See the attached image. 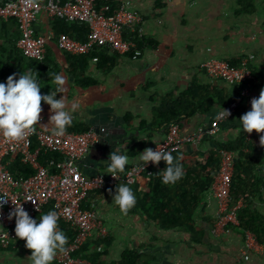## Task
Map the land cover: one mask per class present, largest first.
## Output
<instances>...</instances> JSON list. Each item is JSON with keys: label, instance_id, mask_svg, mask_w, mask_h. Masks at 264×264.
<instances>
[{"label": "crops", "instance_id": "1", "mask_svg": "<svg viewBox=\"0 0 264 264\" xmlns=\"http://www.w3.org/2000/svg\"><path fill=\"white\" fill-rule=\"evenodd\" d=\"M131 1L142 14L141 28L144 36L161 42L167 48L156 51L143 50L141 57L136 60L118 55L116 65L106 72L97 68V62L91 61L89 75L105 86V92L100 98L93 97L88 90L81 92L77 88L65 92L64 98L68 104L73 101L80 103V108L74 113V119L100 135V141L92 144L86 156L79 161L81 171L87 176L107 171V161L112 151L129 156L127 168L139 161V153L145 148L161 141L164 132H154L150 126L141 128L140 120L144 119L149 124L152 109L158 105L160 99L171 91H183L193 77H198L202 83H211L219 89L223 88L231 95H237L240 85H228L220 79L207 77L201 68L206 59L214 57L230 60L250 53L255 56L251 62L252 70L264 68L263 0H255V13L237 18L240 21L234 26L232 18L226 23L218 24L220 28L233 31H222L217 38H212L211 46L206 48L205 31L201 29L203 25L193 23L194 18L199 16V9L190 10L195 8L192 5L196 0H161L166 1L162 6L156 4L157 0L149 3L143 0ZM205 2L229 5L230 9L234 5L233 12L235 10V0ZM50 19L55 18H50L42 12L34 27L44 29ZM14 30L17 28H13ZM9 31V27L7 30L0 27L1 35H7ZM236 104L234 113L220 124V129L214 137L217 141L235 139L242 132L239 119L251 107L245 105L241 98ZM216 111L182 120L179 123L182 132L196 131L207 124ZM212 139L206 138L198 145L188 144L183 147L205 152L215 147ZM134 186L129 187L135 194L136 204L127 212L121 211L112 203L116 188L92 191L88 195L86 204H95L111 244L108 255L101 258V261L115 262L122 252L136 250L144 259L150 261L149 264H264L262 244L259 251L249 255L248 260L242 258L243 231L238 227H232L229 232L218 236L212 233L216 206L210 192L194 214L195 232L191 234L178 229H162L155 225L139 208V197L134 191ZM110 190L112 195L109 194ZM251 201L264 212V189ZM17 246H23L29 256L31 250L25 247V241L16 237L10 245L12 250L0 251V259L2 256L12 258V253L18 249ZM22 260L24 264H30L26 256ZM52 264H56L55 260Z\"/></svg>", "mask_w": 264, "mask_h": 264}, {"label": "built area", "instance_id": "2", "mask_svg": "<svg viewBox=\"0 0 264 264\" xmlns=\"http://www.w3.org/2000/svg\"><path fill=\"white\" fill-rule=\"evenodd\" d=\"M96 0H74L60 3L57 0H47L44 4L36 0H0V19H14L20 33L18 47L23 55L42 61L46 54L47 43L55 38L57 48L72 55L89 54L107 49L120 56L132 60L141 57L143 50L137 47V40L144 37L141 21L142 14L135 8L131 0H118L119 7L112 16H103L95 9ZM44 12L50 18L64 22L85 24L89 29V40L81 42L65 33L55 35L49 30L39 36L35 35L34 23ZM254 54H246L238 66L230 65L227 60L214 57L206 59L201 68L213 79H220L228 85H240V98L245 105L251 107V100L258 98L252 90L255 81L251 62ZM97 57L92 62H97ZM238 101L230 103L225 109L230 117ZM227 117V118H228ZM220 116L219 110L214 117L196 131L183 133L179 123H171L161 141L150 148L173 153L185 145H198L206 138L216 137L220 124L227 119ZM101 131H103L101 129ZM264 132L245 133L247 141L258 142ZM33 136L37 144L33 146ZM100 141L99 132L89 129L85 132H67L64 136L56 137L43 130L27 133L20 141H9L0 135V194L6 195L8 200L0 209V246L7 248L16 238L15 218L9 219V213L14 204L21 203L29 215L35 219L42 213L46 205H51L52 211L58 215V223L64 222L76 232L74 241L55 256L56 264H89L88 261L77 258L74 253L87 239L98 240L106 236V228L99 218L94 203L83 208V202L92 191H105L116 188L120 184L134 185L139 177L157 164L148 162H134L123 173L115 177L105 172L91 176L85 175L79 166V161L86 156L92 144ZM40 150L55 151L62 156L53 171L54 163L46 167L40 163L37 155ZM237 152L220 150L219 169L210 183L209 191L214 199L216 214L212 233L216 236L225 234L232 227H238L237 211L243 205L238 200L231 206V185L234 174ZM19 158L24 165H29L34 174L15 176L11 172L14 160ZM14 203V204H13ZM260 243L251 231H243V245L241 256L249 259L252 252L259 251ZM101 251V248H98ZM105 263V264H110Z\"/></svg>", "mask_w": 264, "mask_h": 264}, {"label": "trees", "instance_id": "3", "mask_svg": "<svg viewBox=\"0 0 264 264\" xmlns=\"http://www.w3.org/2000/svg\"><path fill=\"white\" fill-rule=\"evenodd\" d=\"M45 3L47 0H36ZM60 3L74 0H57ZM166 3L157 0V5L162 6ZM264 3V0H263ZM119 7L118 0H96L95 9L103 16L114 15ZM255 0H235V16L252 15L255 13ZM0 27H5L9 32L0 34V82L13 74L18 75L26 70H31L37 75L41 84V94H48L56 90L54 77L59 74L64 77L65 84L63 91L57 93V98L64 97L66 91L77 90L89 91L93 97L100 98L105 92L104 84L88 73V68L93 57H97V68L104 72L109 71L116 65L118 55H111V51L102 49L98 52L89 54L72 55L57 48L55 38L51 39L46 45V54L42 61L28 58L23 55L17 43L20 33L13 28H17L16 21L13 19L1 20ZM49 30L55 35L65 33L66 35L81 42L89 40V29L83 23H69L59 19L48 20V26L44 29L34 27L35 35L39 36ZM137 47L141 50L156 51L166 49V45L151 38L143 37L137 40ZM243 57L227 60L230 65L238 66ZM252 68V67H251ZM255 81L252 82V90L259 97L260 91L264 88V68L253 69ZM72 79V80H71ZM72 83H70L71 81ZM72 84V85H71ZM241 89V86H240ZM240 89L237 95L225 89H219L211 83H202L198 77H193L188 87L181 92L171 91L160 99L158 105L153 107L151 122L140 120V127L150 126L154 132L162 131L164 134L171 123H180L182 120L191 118L194 115L209 114L212 110L224 109L240 98ZM69 93V92H68ZM41 118L34 126L33 134L38 130L49 132L41 124H46L50 115V106L41 101ZM89 128L73 118L72 125L67 132H85ZM50 133V132H49ZM246 131H242L232 140L214 141V146L205 152L198 149H186L184 147L171 153L174 163H179L184 171L183 177L175 184L165 185L161 182L159 174L166 168V163L162 160L157 168H151L143 173L136 183L134 191L139 197V208L146 216L158 227L162 229H178L183 232L193 234L194 214L199 205L203 202L209 191L210 183L219 169L220 150H233L237 152L234 174L231 185L232 204L242 200L243 205L237 211L239 222L238 229L251 231L257 241L264 245V212H262L251 201L258 193L264 189V147L258 142L247 141ZM33 146L37 141L33 136ZM260 140V139H259ZM38 160L44 166L50 162L54 163L53 171H57V165L61 162L62 156L55 151L40 150L37 155ZM11 172L15 176H28L34 174V170L29 165H24L19 158L14 160ZM89 197V196H88ZM83 202L82 207L87 208L88 204ZM52 211L51 205H46L42 213ZM40 214L35 216L39 219ZM59 228L67 236L68 246L75 237L76 232L71 226L64 222L58 223ZM108 237L104 236L96 241L86 240L85 243L74 253V256L89 262V264H104L101 258L108 255L110 247ZM101 248L102 251H99ZM12 247L4 248L0 246V251H10ZM150 261L136 250H126L121 253L120 258L110 264H149Z\"/></svg>", "mask_w": 264, "mask_h": 264}, {"label": "clouds", "instance_id": "4", "mask_svg": "<svg viewBox=\"0 0 264 264\" xmlns=\"http://www.w3.org/2000/svg\"><path fill=\"white\" fill-rule=\"evenodd\" d=\"M56 90L48 94H41V84L29 69L18 75L13 73L0 82V135L9 141H20L27 133L34 130V126L41 118V101L50 106V115L46 124H41L53 136L61 137L66 134L72 125L74 113L80 108L78 101L68 104L63 96L57 98V93L63 91L64 77L56 74L54 77ZM220 116L228 117L230 112L222 106ZM242 131L248 133L255 130L264 132V88L259 97L251 100V109L239 119ZM259 143L264 147V135L260 136ZM166 163V168L159 174L161 182L165 185L175 184L179 181L184 171L179 163H174L171 153L152 148H145L139 153V161L147 164ZM129 163V156L112 151L107 161V173L113 177L123 173ZM109 194L112 195L111 190ZM7 196L0 194V209L7 203ZM112 203L127 212L136 204L133 190L126 184H120L112 195ZM14 204V203H13ZM14 209L9 213V219L15 218V235L25 241V247L31 250L30 264H52L55 256L60 251H65L67 244L66 234L58 226V215L55 211L40 214L39 219L32 218L21 203L14 204Z\"/></svg>", "mask_w": 264, "mask_h": 264}, {"label": "rangeland", "instance_id": "5", "mask_svg": "<svg viewBox=\"0 0 264 264\" xmlns=\"http://www.w3.org/2000/svg\"><path fill=\"white\" fill-rule=\"evenodd\" d=\"M143 1L145 3L147 2L149 3L155 0H143ZM192 6H195V8H191L190 10L199 9L198 10L199 16L194 18L193 23L198 25H203L201 26V29L205 31V48L208 46L210 47L213 42L212 38H217L222 31L224 30L228 32L233 31V29L231 30L229 28H220L219 25L228 22V19L232 18L231 19L233 21L232 26H234L237 22L240 21L237 18L243 17V15L238 17L235 16V14H233L234 5H232V9H230L229 5L222 6L216 3L205 2V0L204 1L196 0ZM235 34L236 32L232 35V37H234ZM17 247L18 249L14 253H12L14 256L12 258H10L11 256L10 257L2 256V258L0 259V264H24L22 258L25 256L28 258L31 255V251L28 256V253L26 252L25 248H23V246L22 247L17 246Z\"/></svg>", "mask_w": 264, "mask_h": 264}]
</instances>
